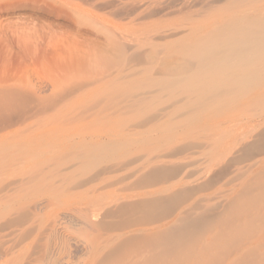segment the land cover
Masks as SVG:
<instances>
[{
    "label": "rangeland",
    "instance_id": "obj_1",
    "mask_svg": "<svg viewBox=\"0 0 264 264\" xmlns=\"http://www.w3.org/2000/svg\"><path fill=\"white\" fill-rule=\"evenodd\" d=\"M263 23L264 0H0V264L264 263V218L218 261L154 240L264 182V71H177Z\"/></svg>",
    "mask_w": 264,
    "mask_h": 264
},
{
    "label": "bare ground",
    "instance_id": "obj_2",
    "mask_svg": "<svg viewBox=\"0 0 264 264\" xmlns=\"http://www.w3.org/2000/svg\"><path fill=\"white\" fill-rule=\"evenodd\" d=\"M237 26L234 27V30L231 31L232 33L227 37L218 36L214 38V41L207 42L208 44L206 45L191 46L190 48H195L190 50V53L188 51V53L193 59L190 57L189 61L186 62V59H184V64L181 62L177 67V71L179 72L181 70V73H184V71L189 69H207L223 72L231 68H236L239 69L240 73L246 72L244 74L246 76L249 72H263L264 23L254 31L249 30V27ZM240 33L248 35L237 38L236 35ZM169 67L171 68V66ZM224 81L229 86L228 89L224 90V93L229 96H234V88L243 87L245 84L247 85L250 79L246 77L245 81L238 82L237 78L231 76L230 78H224ZM255 187L258 189L256 193H253L254 188L252 186L246 187V189L240 192L230 204L228 214L218 217L215 221L204 218L198 219V217L192 219L193 216L191 215L190 217L185 215L187 217H184L183 220L181 219L180 223L179 219H177L178 221L176 220L175 222L177 224H172V226L167 227L166 231L164 230L160 234L158 233V236L154 237V240L157 238L155 244H157V240L160 238L163 242V248L161 247L163 253L159 257L173 256L175 261L190 257H197V261L205 259L218 261L221 256L228 255L234 251L238 252L240 250L239 243L241 242V238L246 236L251 229H254L256 223L264 218V182L255 184ZM159 199L158 201H160ZM151 204L152 206L150 204L146 205L148 207L158 205L156 203L154 205L153 203ZM256 210L262 213L255 214ZM242 218L244 220L241 222ZM213 226L219 227L216 238L208 244L201 245L202 235L208 232ZM257 259V248L253 247L246 253L240 254L236 263L258 264L261 259H258L259 261Z\"/></svg>",
    "mask_w": 264,
    "mask_h": 264
}]
</instances>
